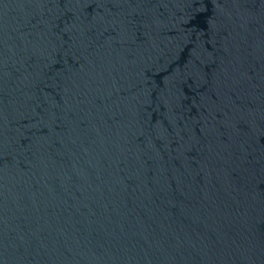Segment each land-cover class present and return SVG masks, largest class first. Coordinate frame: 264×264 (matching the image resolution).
Wrapping results in <instances>:
<instances>
[{
    "label": "water",
    "instance_id": "1",
    "mask_svg": "<svg viewBox=\"0 0 264 264\" xmlns=\"http://www.w3.org/2000/svg\"><path fill=\"white\" fill-rule=\"evenodd\" d=\"M0 264H264V0H0Z\"/></svg>",
    "mask_w": 264,
    "mask_h": 264
}]
</instances>
